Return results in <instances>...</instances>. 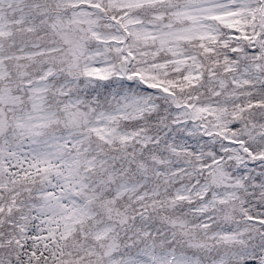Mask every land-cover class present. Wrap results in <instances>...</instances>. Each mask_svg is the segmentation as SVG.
<instances>
[{
	"label": "snow or ice",
	"instance_id": "6c2138e0",
	"mask_svg": "<svg viewBox=\"0 0 264 264\" xmlns=\"http://www.w3.org/2000/svg\"><path fill=\"white\" fill-rule=\"evenodd\" d=\"M0 264H264V0H0Z\"/></svg>",
	"mask_w": 264,
	"mask_h": 264
}]
</instances>
